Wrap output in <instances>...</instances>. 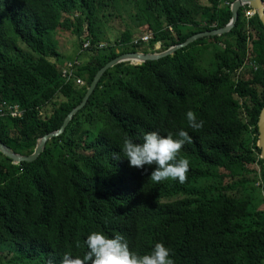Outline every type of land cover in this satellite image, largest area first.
Wrapping results in <instances>:
<instances>
[{"label":"trees","instance_id":"1","mask_svg":"<svg viewBox=\"0 0 264 264\" xmlns=\"http://www.w3.org/2000/svg\"><path fill=\"white\" fill-rule=\"evenodd\" d=\"M233 2L0 0V143L32 155L107 63L222 28ZM126 7L136 32L112 40L106 24ZM263 107L264 25L249 7L226 34L116 64L39 160L14 164L0 153V264H71L91 231L120 233L140 254L159 241L174 264H264ZM187 110L199 130L188 128ZM179 129L191 137L178 153L189 162L183 183L155 182L120 155L125 134L142 142L145 132L175 138Z\"/></svg>","mask_w":264,"mask_h":264},{"label":"clouds","instance_id":"2","mask_svg":"<svg viewBox=\"0 0 264 264\" xmlns=\"http://www.w3.org/2000/svg\"><path fill=\"white\" fill-rule=\"evenodd\" d=\"M187 126L192 130H199L203 121L187 110L185 113ZM191 142V137L184 129L175 133L160 135L156 131L145 132L142 142H135L127 134L122 137L120 155L126 159L130 167L144 168L149 177L155 181L175 180L183 183L189 162L178 156L181 147ZM121 159V158H120ZM83 244L86 248L82 257H70L71 264H174L170 249L163 243L156 241L149 251L140 254L130 250L127 239L120 233L111 236L101 231L89 232ZM64 264V261H61Z\"/></svg>","mask_w":264,"mask_h":264},{"label":"water","instance_id":"3","mask_svg":"<svg viewBox=\"0 0 264 264\" xmlns=\"http://www.w3.org/2000/svg\"><path fill=\"white\" fill-rule=\"evenodd\" d=\"M249 7L252 10H254L262 24L264 25V0H237L232 3L231 12H232V18L230 22L225 25L222 28L208 31V32H202L195 34L188 38L185 42L179 43L175 46L170 47L166 51L159 52V53H141V52H128L123 53L119 56H117L115 59L107 63L104 67H102L94 77V80L91 84V86L88 88L85 97L83 98L81 104L76 107L65 119L61 129L57 132L48 134L44 136L42 139H40L37 143V146L35 148V151L30 156H21L16 153H14L9 147L5 146L4 144L0 143V153L10 159L14 164H21V163H34L37 160L40 159L42 154L46 150V144L51 141L54 138H58L62 136L66 132V128L69 126V124L72 122L74 117L85 108L87 105L90 97L92 96L93 92L95 91L100 79L104 75V73L114 67L118 63L122 62H131L135 64L143 63L145 61H155L159 60L161 58L167 57L169 55H173L177 50L187 47L189 44L195 42L198 39L205 38V37H211V36H221L223 34H226L231 31V29L235 26L239 11L244 7ZM258 140H257V146L260 149V158L263 161L264 166V107L260 112L259 119H258Z\"/></svg>","mask_w":264,"mask_h":264},{"label":"rangeland","instance_id":"4","mask_svg":"<svg viewBox=\"0 0 264 264\" xmlns=\"http://www.w3.org/2000/svg\"><path fill=\"white\" fill-rule=\"evenodd\" d=\"M205 2V1H203ZM119 15L116 16V18H114L112 20V22H109L106 24L107 27V34L108 37H110L112 40L116 39L119 34L125 29V28H129L130 31H134V33L136 32L133 29V23L131 22L130 18H129V9L126 8H121L119 10ZM117 14V11L115 13V15ZM144 36V35H143ZM61 38V39H60ZM66 36H62L61 34H57L53 37V39H60V43H64L67 41ZM64 48L66 49L67 46H64ZM197 47H194L193 49H191V52L195 51ZM67 59H74L75 58V47L68 53V55H66ZM200 186L204 187V183L201 181ZM262 199H260L263 202V206H264V190L262 192Z\"/></svg>","mask_w":264,"mask_h":264},{"label":"built area","instance_id":"5","mask_svg":"<svg viewBox=\"0 0 264 264\" xmlns=\"http://www.w3.org/2000/svg\"><path fill=\"white\" fill-rule=\"evenodd\" d=\"M253 15V13H251V12H249V13H247V16H252ZM147 40H148V36L147 35H144V36H142L141 38H140V41H142V42H147ZM79 84H80V82H78ZM17 115L15 114V115H13L12 117L13 118H15Z\"/></svg>","mask_w":264,"mask_h":264},{"label":"bare ground","instance_id":"6","mask_svg":"<svg viewBox=\"0 0 264 264\" xmlns=\"http://www.w3.org/2000/svg\"><path fill=\"white\" fill-rule=\"evenodd\" d=\"M233 1L235 2V1H237V0H233ZM231 7H232V4L230 5V9H231ZM246 7H247V6H246Z\"/></svg>","mask_w":264,"mask_h":264}]
</instances>
